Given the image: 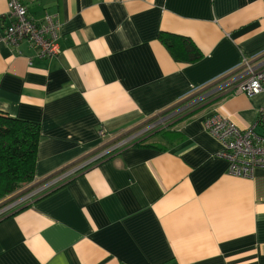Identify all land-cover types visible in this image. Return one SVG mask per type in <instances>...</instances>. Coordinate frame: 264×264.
Returning <instances> with one entry per match:
<instances>
[{"label":"crops","instance_id":"obj_1","mask_svg":"<svg viewBox=\"0 0 264 264\" xmlns=\"http://www.w3.org/2000/svg\"><path fill=\"white\" fill-rule=\"evenodd\" d=\"M22 2L32 18L55 15L60 47L44 59L0 38V113L39 126L30 186L173 115L0 219V264H264V168L231 174L203 122L252 125L264 90L219 89L189 102L264 51V0ZM9 23L0 0V33ZM160 32L187 37L201 57L175 60Z\"/></svg>","mask_w":264,"mask_h":264},{"label":"built area","instance_id":"obj_2","mask_svg":"<svg viewBox=\"0 0 264 264\" xmlns=\"http://www.w3.org/2000/svg\"><path fill=\"white\" fill-rule=\"evenodd\" d=\"M8 16L10 23L0 33L3 41L14 47L25 42L38 57L44 59H52L60 53L58 24L53 13L45 11L41 17L32 18L28 15L22 0H8ZM228 73H231L230 78L220 85V90L234 88L247 96L263 91L264 51L242 57L224 75ZM188 103L181 104L178 110L189 106L190 103ZM203 122L205 129L219 141L221 145L219 156L228 160L231 174L249 176L254 169L264 168V105L259 107L256 121L245 128H239L229 118L219 115L210 116ZM162 125L155 122L141 129H132L133 131L113 139L108 145L101 146L96 152H92L37 184L18 192L17 199L0 207V219L14 208L29 203L62 185L123 147L136 143ZM100 134L103 135V130H100Z\"/></svg>","mask_w":264,"mask_h":264},{"label":"trees","instance_id":"obj_3","mask_svg":"<svg viewBox=\"0 0 264 264\" xmlns=\"http://www.w3.org/2000/svg\"><path fill=\"white\" fill-rule=\"evenodd\" d=\"M159 39L175 60L193 62L201 57L187 37L160 32ZM39 138L37 123L0 113V200L33 181Z\"/></svg>","mask_w":264,"mask_h":264},{"label":"rangeland","instance_id":"obj_4","mask_svg":"<svg viewBox=\"0 0 264 264\" xmlns=\"http://www.w3.org/2000/svg\"><path fill=\"white\" fill-rule=\"evenodd\" d=\"M230 75H231V73L225 74V75L213 80L212 82H210L206 86L202 87L199 90L198 94H200L201 92H205V91L206 92L199 95V96H196V95H198L197 93L191 94L190 96H192V97L190 98L189 102H194L192 104H199L202 101L210 100V98H208V97L209 96L211 97L213 94H216L217 90H219L220 85H222V83H225L230 78ZM181 104H183V103H181ZM172 115H173V113L170 110L165 111L164 113H160L158 115H155L154 117L147 119L145 122L141 123L139 126L135 127L133 130H137V129H141L143 127H147L148 125L153 124L155 122H157L160 125L163 124L162 126L167 125L168 122L172 119ZM31 183H32V181L29 183H26V184L25 183L21 184L18 187V189L15 190L12 194L1 199L0 200V207L3 205H8V204L12 203L15 199L18 198L17 193L24 190L28 186H30Z\"/></svg>","mask_w":264,"mask_h":264},{"label":"water","instance_id":"obj_5","mask_svg":"<svg viewBox=\"0 0 264 264\" xmlns=\"http://www.w3.org/2000/svg\"><path fill=\"white\" fill-rule=\"evenodd\" d=\"M2 219V218H1Z\"/></svg>","mask_w":264,"mask_h":264}]
</instances>
